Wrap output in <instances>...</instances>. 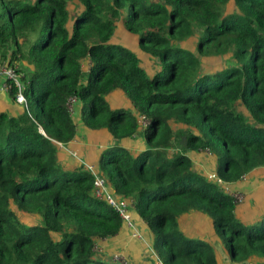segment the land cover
Returning <instances> with one entry per match:
<instances>
[{"label": "trees", "instance_id": "trees-1", "mask_svg": "<svg viewBox=\"0 0 264 264\" xmlns=\"http://www.w3.org/2000/svg\"><path fill=\"white\" fill-rule=\"evenodd\" d=\"M3 66L18 85L0 105V264H121L94 251L120 217L90 171L59 159L76 136L71 97L84 126L114 139L97 171L146 224L151 264H219L215 237L233 263L264 260V211L243 222L188 154L209 150L227 183L264 166V0H0ZM114 91L129 107L110 104ZM138 115L145 147L132 154L120 141ZM185 216L210 233H187Z\"/></svg>", "mask_w": 264, "mask_h": 264}, {"label": "crops", "instance_id": "crops-1", "mask_svg": "<svg viewBox=\"0 0 264 264\" xmlns=\"http://www.w3.org/2000/svg\"><path fill=\"white\" fill-rule=\"evenodd\" d=\"M117 31H119L120 34H124V31L120 28H117ZM117 31L115 33L116 35L118 34ZM115 40L118 42H123L122 40H117V36L115 37ZM123 43L130 46L132 45L126 42ZM135 50L141 57V63L145 66V68L150 70L154 65H156L154 59H151L147 54L140 52V50L137 48ZM3 83L4 77L0 75V105L4 107L8 106L10 103L5 97L6 92L2 89ZM108 100L112 106L118 105L129 107V104L125 100L121 91L112 92L108 97ZM76 108L77 109L74 114H71L77 125L76 136L67 144H63L61 146L58 145L60 151L59 159L61 163L67 167L80 166L81 164L84 166L88 163L97 169V161L100 152L105 147L113 144L114 139L103 129L91 130L84 126L79 117V101ZM76 114L78 116L77 119L74 116ZM143 130L144 129L140 128V132H138L137 135H135L133 138L123 139L120 141V143L129 149L132 154H136L145 147L141 133ZM188 154L192 158L194 166L197 170L203 173H206V171L215 170L214 156L212 153L209 154L205 151H189ZM230 188L232 190L241 192L244 197L243 201L235 206L237 217L245 223L260 218L262 212L264 211V166L251 170L239 182L230 183ZM133 216L137 226L143 232V240H134L130 238L128 229L122 226L117 235L107 238L102 242L105 247L104 258L110 259L112 255L120 254L124 256L126 260H128V264H151L152 262H156L157 257L152 253L150 254V250L147 248L148 243H150V232L146 224L143 223L135 213ZM184 223V226L186 229H188L187 233L189 234H195L196 229L200 230V232H209V228L204 226L203 221H198L197 219L195 220L190 216H185L183 218V224ZM212 236L213 235H210L209 237L213 239ZM219 243L220 240L215 237L214 244L220 258L219 264H236L228 259L222 247V251H218ZM252 264H264V260L255 259Z\"/></svg>", "mask_w": 264, "mask_h": 264}, {"label": "built area", "instance_id": "built-area-1", "mask_svg": "<svg viewBox=\"0 0 264 264\" xmlns=\"http://www.w3.org/2000/svg\"><path fill=\"white\" fill-rule=\"evenodd\" d=\"M0 74L3 75L4 77V83L2 84V89L3 91L7 92L10 86L9 81H13L15 84L18 85V74L16 73L15 69L9 66H3L0 69ZM16 100L18 103H23L25 101L24 97L22 94H18L16 96ZM75 104H78V99L77 97H71L67 101V108L68 110L72 113L73 106ZM137 122L139 124V127L141 129H145L147 124H148V119L144 115H138L137 117ZM58 145H63L62 143H57ZM207 153H211L209 150H205ZM84 168L90 171L93 176H94V189H93V194L95 197L99 199L105 200L118 214L120 217L122 226L126 227L128 229L130 238L134 240H143V232L142 230L137 226V223L134 219V212H133V206L131 204V201L118 196L117 194L114 193L112 188L107 184L105 178H103L101 175L98 174L97 169L91 165V164H85ZM208 177L209 180H212L216 182L217 184L221 185L223 189L231 194L234 197V202L236 204L240 203L243 201V195L241 192H238L236 190H232L230 188V183L224 182L218 175L216 174L215 171H206L205 173ZM243 176L242 178H244ZM107 238L104 239H99L95 245H94V251H97V254H105V247L103 245V241L106 240ZM152 252V249H151ZM113 259L118 261L121 264H126L127 260L124 256L120 254H114Z\"/></svg>", "mask_w": 264, "mask_h": 264}, {"label": "rangeland", "instance_id": "rangeland-1", "mask_svg": "<svg viewBox=\"0 0 264 264\" xmlns=\"http://www.w3.org/2000/svg\"><path fill=\"white\" fill-rule=\"evenodd\" d=\"M117 40H122L123 42H126V43H128V44H134L135 45V42H134V40L132 39V37H130V36H128V35H126V34H120V32L119 31H117ZM189 45H191V44H189ZM222 61V60H221ZM222 62H213V61H209V59L206 61V63H205V66H207V65H214V64H221ZM0 75H2V74H0ZM3 76V75H2ZM1 95V94H0ZM1 98H2V96H1ZM77 107V104H75L74 106H73V110H72V113L74 114V112L76 111V108ZM18 108V107H17ZM75 116V118L77 119L78 118V116H77V114L76 115H74ZM81 141V140H80ZM180 145H182V143H180L179 144V146ZM81 165H83V164H81ZM25 221H28V222H32V219H28V218H23ZM221 240H220V243H219V248H218V251L219 252H221L222 251V249H221ZM100 255H102V254H100ZM124 255V254H123Z\"/></svg>", "mask_w": 264, "mask_h": 264}]
</instances>
